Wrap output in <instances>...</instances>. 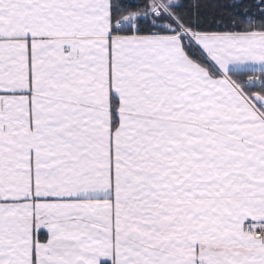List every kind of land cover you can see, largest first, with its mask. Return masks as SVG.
I'll list each match as a JSON object with an SVG mask.
<instances>
[{"label": "snow or ice", "instance_id": "snow-or-ice-1", "mask_svg": "<svg viewBox=\"0 0 264 264\" xmlns=\"http://www.w3.org/2000/svg\"><path fill=\"white\" fill-rule=\"evenodd\" d=\"M0 264H264V0H0Z\"/></svg>", "mask_w": 264, "mask_h": 264}]
</instances>
